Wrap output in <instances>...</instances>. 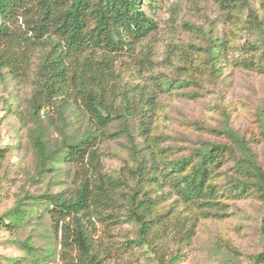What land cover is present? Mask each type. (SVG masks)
<instances>
[{
	"label": "rangeland",
	"instance_id": "obj_1",
	"mask_svg": "<svg viewBox=\"0 0 264 264\" xmlns=\"http://www.w3.org/2000/svg\"><path fill=\"white\" fill-rule=\"evenodd\" d=\"M225 3L222 9L218 0H162L153 13L143 6L156 30L144 49L134 43L114 55L111 89L128 98L129 110L152 116L147 134L131 117L119 118L95 142L101 171L119 180L112 207L89 220L92 242L105 252L98 264H264L257 260L264 253V198L256 186L264 174V0ZM31 80L0 72V264H37L38 257L40 264H63L48 198L74 187L62 140L86 122L74 106L33 116ZM39 132L46 160L34 144ZM222 144L232 155L211 169L218 204L184 199L171 161L191 158L186 174L200 149ZM143 162L156 182L127 177L126 169ZM235 177L247 180V194H220ZM136 189L155 199L159 217L145 238L127 214ZM15 206L26 219L7 227Z\"/></svg>",
	"mask_w": 264,
	"mask_h": 264
},
{
	"label": "trees",
	"instance_id": "obj_2",
	"mask_svg": "<svg viewBox=\"0 0 264 264\" xmlns=\"http://www.w3.org/2000/svg\"><path fill=\"white\" fill-rule=\"evenodd\" d=\"M159 1L162 0H0V72L7 68L15 80L23 83L31 74L29 107L33 116L53 106L61 114L74 106L79 119L86 122L76 136L62 140V158L73 168L74 187L48 198L53 208L49 209L53 210V229L60 233L63 264L75 263V255L79 264H98L105 258V252L92 242L89 220L91 216L99 218L107 207H112V193L119 180L101 171L95 142L104 138L106 130L119 118L136 120L143 134L149 130L152 114L138 115L129 110L128 98L123 93L115 95L111 89V80L117 76L112 63L115 54L134 43L144 49L157 24L143 6L153 13ZM225 1L218 0L222 9L228 7ZM260 33L264 43L261 28ZM146 110H151V105ZM34 144L42 160L49 158L40 132ZM3 154L0 149V158ZM230 155L232 150L227 145H209L194 155L192 170L186 174L181 172L191 158L171 161L169 170L176 172L179 194L186 200L217 205L219 191L209 182L211 169ZM126 170L129 178L134 179L133 172L138 180L158 179L144 162L132 171ZM256 186L264 198L261 172ZM223 192L235 198L244 196L248 192L247 180L235 177L220 194ZM154 203L148 191L136 189L131 196L128 218L139 225L138 233L143 238L159 223V217H153ZM26 216L25 209L15 206L5 226H20ZM24 246L32 254L31 246ZM262 259L264 253L258 254L257 260ZM35 260L40 264L43 259Z\"/></svg>",
	"mask_w": 264,
	"mask_h": 264
}]
</instances>
